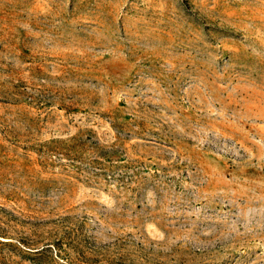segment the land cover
<instances>
[{"label":"rangeland","instance_id":"obj_1","mask_svg":"<svg viewBox=\"0 0 264 264\" xmlns=\"http://www.w3.org/2000/svg\"><path fill=\"white\" fill-rule=\"evenodd\" d=\"M0 264H264V0H0Z\"/></svg>","mask_w":264,"mask_h":264}]
</instances>
